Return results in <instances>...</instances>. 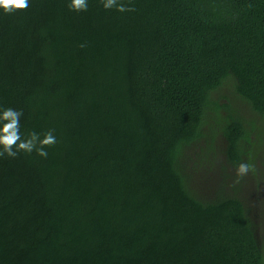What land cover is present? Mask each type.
<instances>
[{
	"label": "trees",
	"instance_id": "obj_1",
	"mask_svg": "<svg viewBox=\"0 0 264 264\" xmlns=\"http://www.w3.org/2000/svg\"><path fill=\"white\" fill-rule=\"evenodd\" d=\"M263 124L264 0H0V264H264Z\"/></svg>",
	"mask_w": 264,
	"mask_h": 264
},
{
	"label": "rangeland",
	"instance_id": "obj_2",
	"mask_svg": "<svg viewBox=\"0 0 264 264\" xmlns=\"http://www.w3.org/2000/svg\"><path fill=\"white\" fill-rule=\"evenodd\" d=\"M262 127L264 128V124L261 126L260 130H262ZM245 191H247L248 193V200H249L248 203L250 204V207L252 208L254 205V202H252V200L255 197V192L252 190V186L250 184H247Z\"/></svg>",
	"mask_w": 264,
	"mask_h": 264
}]
</instances>
